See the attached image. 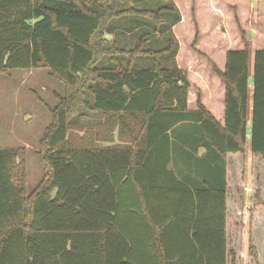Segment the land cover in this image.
I'll list each match as a JSON object with an SVG mask.
<instances>
[{"label":"trees","instance_id":"16d2710c","mask_svg":"<svg viewBox=\"0 0 264 264\" xmlns=\"http://www.w3.org/2000/svg\"><path fill=\"white\" fill-rule=\"evenodd\" d=\"M172 2L0 0V76L43 69L64 86L55 106L39 100L50 122L29 193L27 149L0 147V264H238L227 169L245 153L262 167L250 173L247 264H264V48L250 63L245 43L212 68L222 123L199 97L190 110ZM204 164L216 173L200 181Z\"/></svg>","mask_w":264,"mask_h":264},{"label":"rangeland","instance_id":"374dc122","mask_svg":"<svg viewBox=\"0 0 264 264\" xmlns=\"http://www.w3.org/2000/svg\"><path fill=\"white\" fill-rule=\"evenodd\" d=\"M172 1L183 19L182 24L176 25L171 32L179 49L177 65L187 73L190 83L188 108L194 110L199 97L202 104L207 103L210 111L219 115L223 84L212 68L222 70L225 52L242 49L245 43L249 46L250 63L254 51L264 48V0ZM162 3L150 1L147 6L155 8ZM165 39L160 47L170 46ZM150 46L147 43L145 48ZM250 87L251 76L249 91ZM63 91V84L49 77L43 69L15 70L9 76H0V147L27 149L28 193L42 177L36 152L38 140L50 122L49 113L39 100L53 107ZM85 119L90 120L89 117ZM95 119L91 117V120ZM253 164L262 169L260 162L248 153L242 157H229L227 249L236 254L238 264L248 262L245 222L248 210L255 202L250 190Z\"/></svg>","mask_w":264,"mask_h":264},{"label":"crops","instance_id":"0c3cea01","mask_svg":"<svg viewBox=\"0 0 264 264\" xmlns=\"http://www.w3.org/2000/svg\"><path fill=\"white\" fill-rule=\"evenodd\" d=\"M250 4V3H249ZM176 8L178 9V7L176 6ZM178 12H179V15L181 16L180 14V11L178 9ZM182 21L183 19H180V21L176 24H182ZM175 25V26H176ZM174 26V27H175ZM173 27V28H174ZM173 30V29H172ZM179 50V49H178ZM178 53V51H177ZM177 53H176V56H175V61H176V57H177ZM226 53V52H225ZM177 63V62H176ZM179 67V66H178ZM223 95H224V87H222V97H221V101H220V108H219V115H215L214 113H212L209 109V105H207V103H203L204 106H206V109L215 117L216 120L220 121V122H223V117H224V103H223ZM188 104H189V100H188ZM192 110V109H190ZM219 116V117H218ZM204 153V149H200L199 150V156H201L202 154ZM212 170L215 171L216 173V166H214L213 164H204V165H201L200 166V170H199V176H198V179L201 181V180H207V178L209 177H212V173H209L211 172ZM27 179H28V173H27ZM194 181V180H192ZM37 185V184H36ZM248 217V216H247ZM247 217H246V225H245V228L247 226ZM248 242L247 240V230H246V243ZM242 254V253H241ZM245 256H246V252H245ZM247 257V256H246Z\"/></svg>","mask_w":264,"mask_h":264}]
</instances>
